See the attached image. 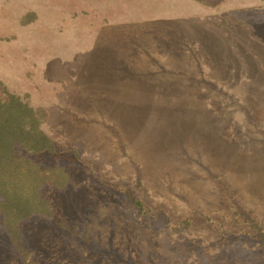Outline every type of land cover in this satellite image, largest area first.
<instances>
[{
	"label": "rangeland",
	"instance_id": "374dc122",
	"mask_svg": "<svg viewBox=\"0 0 264 264\" xmlns=\"http://www.w3.org/2000/svg\"><path fill=\"white\" fill-rule=\"evenodd\" d=\"M7 92L54 151L0 264H264V0H0Z\"/></svg>",
	"mask_w": 264,
	"mask_h": 264
},
{
	"label": "trees",
	"instance_id": "16d2710c",
	"mask_svg": "<svg viewBox=\"0 0 264 264\" xmlns=\"http://www.w3.org/2000/svg\"><path fill=\"white\" fill-rule=\"evenodd\" d=\"M6 95L0 96V210L9 234H15L16 220L50 212L48 201L40 194V187L49 176L42 175L30 158L18 156L15 146L30 153L51 152L54 146L39 126L37 111L20 96L10 92ZM132 201L141 215L146 213L139 199Z\"/></svg>",
	"mask_w": 264,
	"mask_h": 264
},
{
	"label": "bare ground",
	"instance_id": "6f19581e",
	"mask_svg": "<svg viewBox=\"0 0 264 264\" xmlns=\"http://www.w3.org/2000/svg\"><path fill=\"white\" fill-rule=\"evenodd\" d=\"M124 130V129H123ZM153 158V157H152ZM156 158V157H155ZM141 160H143V159H141ZM156 160V159H155ZM144 162V161H143Z\"/></svg>",
	"mask_w": 264,
	"mask_h": 264
}]
</instances>
